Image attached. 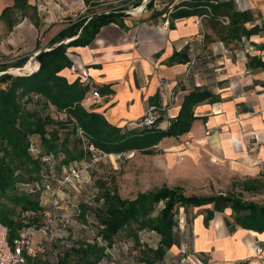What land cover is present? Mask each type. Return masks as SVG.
I'll return each mask as SVG.
<instances>
[{"label":"crops","instance_id":"0c3cea01","mask_svg":"<svg viewBox=\"0 0 264 264\" xmlns=\"http://www.w3.org/2000/svg\"><path fill=\"white\" fill-rule=\"evenodd\" d=\"M141 3L0 0V21L9 28V34L0 37V52L14 53V60L28 56L33 72L40 66L35 55L63 29L96 14L123 13L120 21L103 25L90 43L68 47L73 64L61 74L70 82L79 79L89 86L84 106L113 125L134 129L129 122L156 104L162 107V117L155 128L165 130L178 118L190 93L208 91L211 99L193 108L196 118L190 131L164 137L154 148L166 155L169 167L187 160L189 177L198 176L192 170L198 162L206 169L222 170L227 185L231 180L241 189L244 183L260 185L258 192H252L264 194V65L260 63L264 62V0L209 4L193 0L181 5L175 0H154L147 7ZM136 4L144 8L133 10ZM58 16L64 21L59 22ZM95 90L99 96L93 95ZM188 138L192 143L187 147L183 141ZM206 174L217 176L212 171ZM208 207L212 208L195 207L188 224L182 208L181 245L172 247L166 264H254L260 260L264 264V252L254 256L255 245L264 248V231L240 225L231 229L226 223L233 220L231 208L216 211L206 226ZM41 235L35 233L34 239ZM151 236L158 243L160 236ZM141 238L148 240L149 233L141 232Z\"/></svg>","mask_w":264,"mask_h":264},{"label":"trees","instance_id":"16d2710c","mask_svg":"<svg viewBox=\"0 0 264 264\" xmlns=\"http://www.w3.org/2000/svg\"><path fill=\"white\" fill-rule=\"evenodd\" d=\"M15 1L27 4V0ZM121 15L112 10L63 29L52 40L50 49L35 55L40 66L31 73L7 71L10 66L24 67L28 56L11 65L0 60V222L8 227L10 240L24 227H40L46 222L52 205V198L44 196L46 184H57L74 162L85 155L79 129L89 142L108 152L153 150L164 137L190 131L196 118L194 106L210 98L208 91L190 93L178 118L165 130L120 127L109 123L103 114L88 110L83 100L89 86L79 79L70 82L61 74L73 64L68 47L90 43L103 25L120 21ZM77 34L70 42H62ZM25 98L27 102L41 104L42 108L30 109L24 103ZM50 106L57 110V116ZM250 184L244 183L242 189L258 192L261 188ZM95 200V205H80L83 220L88 222L87 214H91L95 222L97 232L93 238L75 241L68 237L69 233L64 238H56L52 241L55 256L50 260L46 254L39 255L33 259L34 264H115L118 258L113 249L118 237L135 241L133 247L122 245L131 254L139 251L138 261L133 257L130 264H166L165 258L172 247L181 245L182 208L187 224L191 209L213 205L205 210L206 226L216 211L231 208L233 220H226L231 229L240 225L264 231V202L247 200L241 192L187 195L181 186L164 185L139 192L134 198H123L116 189H105L101 184ZM141 232H148L149 239L143 240ZM151 233L160 236L158 243L152 241Z\"/></svg>","mask_w":264,"mask_h":264},{"label":"rangeland","instance_id":"374dc122","mask_svg":"<svg viewBox=\"0 0 264 264\" xmlns=\"http://www.w3.org/2000/svg\"><path fill=\"white\" fill-rule=\"evenodd\" d=\"M8 30V26L2 25L0 21V37L9 34ZM14 59V53L4 54L0 52V60L5 61V63L11 65L17 60ZM16 69L18 68L10 66L7 71L13 74L27 72L23 69H20L21 71H16ZM32 69L33 68H31V70ZM24 103L30 109H34L35 107L38 109L42 108L41 104L38 105L34 102H27L26 98L24 99ZM49 108L54 116L58 115L57 110L54 107L50 106ZM88 141L89 140H83L85 155L80 161L87 159L85 158L87 155L85 148L88 147ZM156 149L157 148H153V150L131 149L132 152L126 153L121 159H117L114 155H111L100 160L92 167L88 168V170L86 169L81 179L79 178L73 183L68 184L67 187L65 186L61 192L64 203L60 210L71 219L69 221V226L67 228L65 227L66 229L64 228V231L66 230L67 233H69L68 237L70 239L77 241L82 238H93L96 234L97 230L94 220L89 219L88 222H85L81 217L80 212L75 210L71 203L78 202L81 206L82 203H91L95 205V196L100 193L101 184L104 185L105 189H111L112 191L116 189L123 198H134L139 192L157 189L164 185L169 187L181 186L187 195L198 196H207L232 191L236 193L242 192V189L237 185L238 182L236 180L229 181L228 185L227 182L222 180L221 177H224L225 174L223 175L222 170L219 168L214 167L213 170L206 169L205 165L199 166L197 162V165L192 166V170L195 171L198 176L189 177V171L186 166L187 160L184 159L182 162L178 161L177 167H169L166 155ZM108 153L114 154L118 152ZM211 171L217 176L211 177L209 174H206ZM63 178L59 179L57 183H60ZM55 185L57 186V184ZM242 193L243 197L247 200L254 199L261 202L264 201V194L258 195L252 191H245ZM53 194L56 193L53 191L44 192L45 197L52 198ZM161 206L162 205L157 208L154 214L158 212V209ZM192 211L193 209H191L190 213H192ZM9 241L12 243L13 240L9 239ZM125 244L132 245L133 247L135 241L133 238H128V240L124 241V239L119 237L115 240L114 245L116 247L113 249V253L118 258L115 264H130V262L132 263L133 257L138 261L139 251L135 250V252H132L131 254L130 250L123 248L122 245ZM46 255H48L50 260L55 256L52 251L46 253Z\"/></svg>","mask_w":264,"mask_h":264},{"label":"built area","instance_id":"2783aa9c","mask_svg":"<svg viewBox=\"0 0 264 264\" xmlns=\"http://www.w3.org/2000/svg\"><path fill=\"white\" fill-rule=\"evenodd\" d=\"M154 0H142V3L145 7ZM185 1L193 0H175L177 4L181 5ZM201 3L209 4L217 2L218 0H196ZM141 3V4H142ZM136 4L133 6V10H138L143 5ZM170 5V7H172ZM144 8V7H142ZM139 9V10H142ZM163 8V7H161ZM209 13L212 14L210 5L207 6ZM57 19L59 22H63L64 18L58 16ZM71 38L65 40L66 43L70 42ZM51 46L46 47L45 49H50ZM227 51L226 48H224ZM28 73H31L32 70H26ZM25 72V73H27ZM99 91L95 90L93 92L94 96H99ZM162 117V107L156 104L149 105L146 109L144 115L135 121L129 122V126L134 129H147L154 128L159 124V120ZM79 135L81 138L86 141L88 140L82 129H79ZM207 135L210 134V129L207 130ZM184 144L188 147L191 145L192 140L190 138L183 141ZM86 149V160L75 161L70 170L65 173L64 178L57 183V186L53 183L46 184L45 191H53L56 194L52 195V205L51 210L48 214L46 222H44L40 227L36 225H29L24 227L19 235L13 239L12 243L9 241V230L8 227L0 222V264H34L33 259L39 255L49 253L52 251L56 254V250L52 248V241L56 238H64L68 233L64 228L69 226V217L62 213L60 208L64 203L61 192L67 187L68 184L73 183L74 181L81 179L83 173L92 167L94 164L100 160L107 158L111 155H114L115 158L121 159L129 151H123L118 153H108L105 150L99 148L94 143L88 141V147ZM67 183V184H66ZM71 203V201H70ZM71 205L75 210L81 212L80 203L72 202ZM88 218L92 220L91 214H87ZM72 222V221H71ZM182 225V226H181ZM181 229H184V225L181 224ZM65 228V229H66ZM68 230V229H67ZM41 233L39 239L35 240V233ZM264 248L260 245L254 246V256L261 257L263 254ZM185 261V258L182 262ZM251 263V261H250ZM254 264H263V261L254 262Z\"/></svg>","mask_w":264,"mask_h":264},{"label":"bare ground","instance_id":"6f19581e","mask_svg":"<svg viewBox=\"0 0 264 264\" xmlns=\"http://www.w3.org/2000/svg\"><path fill=\"white\" fill-rule=\"evenodd\" d=\"M24 68H25L26 70H31V68H32L31 63H29V62L26 63L25 66H24ZM16 71H21V70L16 69Z\"/></svg>","mask_w":264,"mask_h":264},{"label":"water","instance_id":"95a60500","mask_svg":"<svg viewBox=\"0 0 264 264\" xmlns=\"http://www.w3.org/2000/svg\"><path fill=\"white\" fill-rule=\"evenodd\" d=\"M62 42H63V41H62ZM54 46H55V45H54ZM42 50H44V49H42ZM42 50H40V51H42ZM40 51H39V52H40ZM18 69H19V70H20V69L26 70L24 67H18ZM19 74H26V73H25V72H23V73L20 72Z\"/></svg>","mask_w":264,"mask_h":264}]
</instances>
